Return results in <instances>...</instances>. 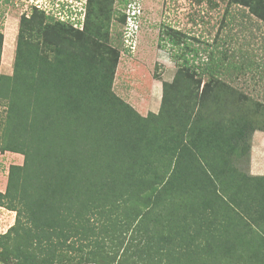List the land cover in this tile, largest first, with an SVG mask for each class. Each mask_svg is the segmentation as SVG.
Here are the masks:
<instances>
[{
	"label": "trees",
	"instance_id": "16d2710c",
	"mask_svg": "<svg viewBox=\"0 0 264 264\" xmlns=\"http://www.w3.org/2000/svg\"><path fill=\"white\" fill-rule=\"evenodd\" d=\"M131 3L86 0L75 24L35 5L21 15L12 73H0V153L22 156L0 192L15 213L0 264H264V176L239 165L255 126L219 79L259 67L227 49L203 68L178 57L142 116L110 93ZM232 5L264 24V0Z\"/></svg>",
	"mask_w": 264,
	"mask_h": 264
},
{
	"label": "rangeland",
	"instance_id": "374dc122",
	"mask_svg": "<svg viewBox=\"0 0 264 264\" xmlns=\"http://www.w3.org/2000/svg\"><path fill=\"white\" fill-rule=\"evenodd\" d=\"M131 1L125 10L129 16L126 25L116 33L125 34L124 41L129 50L120 48V40L113 42L119 49V59L110 89L112 96L142 116L156 113L161 101L162 82L172 81L177 66L181 64L178 57L184 56L189 66L203 68L210 53L214 52L212 55L218 57L216 51L227 49L232 53L233 61L245 66L257 65V74L262 77L257 80L255 73L258 69L239 78L231 70L219 79L234 93L229 97L232 108H239L240 114L249 117L255 126L249 140L248 160L239 165L250 175L264 176V24L249 15L248 9L227 6L228 0ZM85 3L86 0H0L2 72L12 65L20 17L29 14L31 5L49 11L47 14L54 18L68 20V17L74 23L83 17ZM133 14L138 16L134 24ZM168 27L183 34L178 38L187 44L190 52L181 46L165 44L166 37L160 41L161 33L165 34V31L161 32L162 28ZM112 38L115 40L114 35ZM225 42L227 46L223 44ZM208 79V76H202V84ZM21 163L22 156L0 153L1 193L5 191L9 165ZM14 218V212L0 207V235L13 225Z\"/></svg>",
	"mask_w": 264,
	"mask_h": 264
},
{
	"label": "crops",
	"instance_id": "0c3cea01",
	"mask_svg": "<svg viewBox=\"0 0 264 264\" xmlns=\"http://www.w3.org/2000/svg\"><path fill=\"white\" fill-rule=\"evenodd\" d=\"M13 59H14V55H13ZM12 64H13V62H12ZM0 73H1V74H4V75H10V74L12 73V65H11L10 69L7 70V71L4 73V72H2V69H1V62H0ZM12 155H16V154H12ZM16 156H19V155H16ZM20 157H21V156H20Z\"/></svg>",
	"mask_w": 264,
	"mask_h": 264
}]
</instances>
